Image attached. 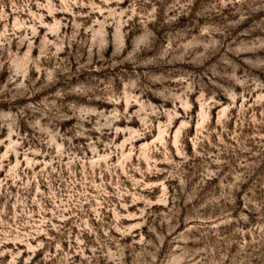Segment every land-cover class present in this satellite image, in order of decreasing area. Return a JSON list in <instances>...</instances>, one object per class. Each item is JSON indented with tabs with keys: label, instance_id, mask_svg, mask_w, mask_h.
Wrapping results in <instances>:
<instances>
[{
	"label": "rangeland",
	"instance_id": "rangeland-1",
	"mask_svg": "<svg viewBox=\"0 0 264 264\" xmlns=\"http://www.w3.org/2000/svg\"><path fill=\"white\" fill-rule=\"evenodd\" d=\"M0 264H264V0H0Z\"/></svg>",
	"mask_w": 264,
	"mask_h": 264
}]
</instances>
